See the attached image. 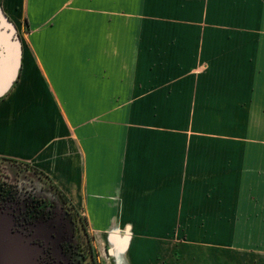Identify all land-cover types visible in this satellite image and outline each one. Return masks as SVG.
I'll use <instances>...</instances> for the list:
<instances>
[{"label":"crops","instance_id":"obj_1","mask_svg":"<svg viewBox=\"0 0 264 264\" xmlns=\"http://www.w3.org/2000/svg\"><path fill=\"white\" fill-rule=\"evenodd\" d=\"M90 1L0 0L35 33L14 62L0 44V157L43 173L97 242H125L121 264L170 244L262 256L264 0H142L147 26Z\"/></svg>","mask_w":264,"mask_h":264},{"label":"rangeland","instance_id":"obj_2","mask_svg":"<svg viewBox=\"0 0 264 264\" xmlns=\"http://www.w3.org/2000/svg\"><path fill=\"white\" fill-rule=\"evenodd\" d=\"M152 1L154 2V11L161 10V1ZM114 2L115 1L111 0H97L90 1V4L94 11H102L106 8L108 12L114 13V10H116L115 8L118 9L119 3H122L124 13L122 15L117 14L116 17L119 22L124 24L145 23V26L148 25V21H146L148 17L147 1L146 18L141 15L140 19L142 0H117L116 6H114ZM125 10L129 11L130 15H126ZM6 28H10L13 37L17 41L15 44H17L16 53L18 56L22 54V37L26 38V43L33 47L35 33L32 30L33 27L31 28L27 21L26 26L21 28V36V34H19V29L12 20L0 12V29L5 31ZM2 30L0 31V39L6 38L3 36L4 32ZM146 34L147 33H142L144 41L147 40ZM0 44H4V42L0 41ZM144 47L140 45L139 60L141 59L144 65L140 64L139 69L145 72L146 50ZM0 54H2V52H0ZM13 67H15V65L13 63L10 64L9 68L14 72L15 68ZM201 67L206 68V65H199L198 68ZM262 140H264L263 136ZM263 146L264 143H262V147ZM3 201H9L8 205L12 206V209L16 211V216L20 214L26 215L27 212V215H36L38 219L39 216H43L46 219L48 214L53 213V217L51 218H53V221H56L58 225V228L55 227L54 231L58 233L57 238H59V242L62 243L63 246L61 249L59 245V249L63 251H58V259L61 261L60 264H121L124 262L125 242H119L123 244L117 242L114 245L113 242L110 241L105 246L103 243L97 242L95 236L89 232L87 218L82 211L75 208L74 205L58 192L43 173L30 165L0 157V204H3ZM41 212H43V214H41ZM67 234H70L68 239L66 237ZM18 236L11 232L9 222L7 220L5 221V219L0 216V240L3 241L2 244L7 248L6 251L3 247H0V252H9V255H13L16 250H20L22 254L26 252L31 256L27 257L26 264H36V257H34V254H32L30 250L25 249L24 244H22ZM64 236L66 239H63ZM14 244L23 245V248H16ZM222 248L225 247L209 248V246H203L202 248L196 249V255L194 254L195 250L188 249L187 258H185L184 255L181 258L177 255V245L170 244L168 250L170 254H172L171 259L169 260L167 257L162 256L158 261L160 264H191L194 263L193 259L197 256L199 264H264V250H262V256L250 255L249 253L239 254L238 252L233 255L232 250L227 251ZM109 249L112 250V253H109ZM36 253L37 252H35V254ZM8 259V264L12 263L13 257L9 256ZM52 260H54V257L51 254L44 257V261L46 262ZM191 260L193 261L191 262Z\"/></svg>","mask_w":264,"mask_h":264},{"label":"flooded vegetation","instance_id":"obj_3","mask_svg":"<svg viewBox=\"0 0 264 264\" xmlns=\"http://www.w3.org/2000/svg\"><path fill=\"white\" fill-rule=\"evenodd\" d=\"M8 202L3 201L4 205L0 204V215L5 221L7 220L9 222L11 232L14 235H19L18 237L21 239L22 244L34 254L36 264H60L61 261L58 259V251L63 246L59 242V238H57L58 233L54 231V228H58V225L51 218L53 217V213L48 214L46 219L43 216H39L38 219L36 215H27V212L26 215L20 214L16 216V211L12 209V206L8 205ZM69 236L70 234L66 235L67 239ZM63 239H66L65 236ZM59 245L61 249H59ZM35 252L37 253L35 254ZM49 254L53 255L54 260L49 262L44 261V257H47Z\"/></svg>","mask_w":264,"mask_h":264},{"label":"water","instance_id":"obj_4","mask_svg":"<svg viewBox=\"0 0 264 264\" xmlns=\"http://www.w3.org/2000/svg\"><path fill=\"white\" fill-rule=\"evenodd\" d=\"M3 32H4L3 36H5L6 38H1L0 41L4 42V48H5L4 49V56H7L8 60L10 62L17 61L19 58L18 54L16 53L17 44H15V43H17V41L13 37L12 32L10 31V28H6L5 31H3ZM2 243H3V241L0 240V247H3L7 251V248ZM14 246L16 248H23V245L20 246L19 244L18 245L14 244ZM24 247H25V249H28L25 245H24ZM9 256L13 257V260L11 261L12 263H10V264H26L27 257H31L26 252H24V254H22V252L20 250H16L13 253V255H9V252H5V253L0 252V264H8V261H9L8 257Z\"/></svg>","mask_w":264,"mask_h":264}]
</instances>
